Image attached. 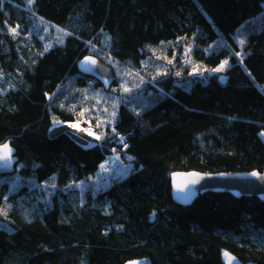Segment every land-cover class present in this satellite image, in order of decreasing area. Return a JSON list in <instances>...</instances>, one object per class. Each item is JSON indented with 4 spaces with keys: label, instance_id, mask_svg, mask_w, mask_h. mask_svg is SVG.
<instances>
[{
    "label": "trees",
    "instance_id": "trees-1",
    "mask_svg": "<svg viewBox=\"0 0 264 264\" xmlns=\"http://www.w3.org/2000/svg\"><path fill=\"white\" fill-rule=\"evenodd\" d=\"M25 4L0 0V145L9 143L18 158L15 172L0 176V264H127L144 258L151 264H226L223 252L240 264H264L263 199L206 192L179 205L171 194L178 172L264 173V28L250 36L242 60L233 56L222 80L214 74L190 89L184 79L148 81L138 89L144 98L131 97L137 105L154 97L152 105L140 111L122 104L117 133L101 144L84 147L65 132L49 135L54 122L75 120L65 100L74 86L92 80L105 89L78 69L102 36L112 57L133 67L146 60L149 47L179 38L209 47L222 36L239 50L232 34L263 9L264 0ZM7 8L17 9L16 20ZM15 25L43 45L8 33ZM52 32L57 39L49 37ZM227 55L222 49L203 60L216 66ZM86 96L77 91L73 100L85 104ZM113 147L134 170L107 189L87 191L85 200L77 190L59 191L51 204L26 184L10 190L17 175L41 184L55 177L59 187L86 179Z\"/></svg>",
    "mask_w": 264,
    "mask_h": 264
},
{
    "label": "rangeland",
    "instance_id": "rangeland-1",
    "mask_svg": "<svg viewBox=\"0 0 264 264\" xmlns=\"http://www.w3.org/2000/svg\"><path fill=\"white\" fill-rule=\"evenodd\" d=\"M32 1L26 0V7L30 6ZM6 14H10L9 19L10 17L13 19L18 17L17 9L14 11L12 8H7ZM17 27L15 25L12 28H6V30L12 35L19 33L23 39L35 46L43 45L37 39L36 34H32L31 37L30 33H22ZM262 28H264V5L260 12L251 17L250 20L242 23L236 29L237 31L232 34L239 50L229 44L222 36L215 43L210 44L209 47L197 46L195 38H179L173 42L166 41L154 47H149L146 60L135 67L129 61L122 63L112 57L109 52L108 39L102 36V40L99 42L101 46L94 45L91 48L92 55L88 56L96 57L94 54L97 53L98 57L96 58L113 70L115 80L112 87L109 90H99L93 87L95 83L92 80H88L85 85L74 86L72 92L67 94L65 100L70 103L68 104L70 107H73L68 111L77 113L75 120L54 122L49 130V135L55 136L65 132L84 147L101 144L113 131L116 132L114 126L118 122L117 118L120 116L119 109L122 104L138 106L137 108L143 111L142 109L145 106L154 101V97L152 99L145 98L137 105V103H133L135 100H132L131 97V94L135 93V99L144 98L139 94L138 89L143 88L148 81H156L158 78H169L179 83V80L184 79L182 85L190 89L191 85L196 81L200 79L209 80L208 78L214 74L220 76V80H222L225 78L223 73L233 66V56L238 60H242L245 55V51L242 48L249 42L250 36L253 33L260 32ZM48 30V25H44V32L47 33ZM43 37L44 35H39L40 39H43ZM49 37L57 39L58 35L52 32ZM51 41L52 39L49 38L46 44H50ZM222 49L226 50L228 55L219 65L209 66L204 62L203 59L209 56L211 52H218ZM76 75L81 74L76 73L73 76ZM3 89H5L4 85L0 84V90ZM77 91H80V93L84 92V95H87L85 104L82 102L76 103L78 100H73ZM137 113L140 114L139 112ZM132 170H134V165L130 163V160H123L117 147H113L107 162L103 163V166L96 174L89 175L86 179L67 184L65 187H59L55 177H51L54 179L50 178L44 184H41L32 177H20L17 175L14 179L15 181L11 183L10 190L16 191L22 184H26L31 189H38L43 195L44 202L50 204L51 198L59 191L73 192L77 190L81 193L80 198L85 200L83 195L87 191L96 193L99 189H107L119 182V180L129 176ZM31 198L34 200L35 195H32ZM259 239L253 237L252 241L261 242ZM222 256L226 264H240L234 256L227 252H223Z\"/></svg>",
    "mask_w": 264,
    "mask_h": 264
},
{
    "label": "water",
    "instance_id": "water-1",
    "mask_svg": "<svg viewBox=\"0 0 264 264\" xmlns=\"http://www.w3.org/2000/svg\"><path fill=\"white\" fill-rule=\"evenodd\" d=\"M78 69L96 79L109 90L114 83L113 70L94 56H86L79 62ZM9 144L0 146V176L11 175L18 163ZM17 162V163H16ZM171 194L176 204H191L200 194L227 193L235 197L255 196L264 200V173H201L183 171L172 176ZM127 264H151L150 260L135 259Z\"/></svg>",
    "mask_w": 264,
    "mask_h": 264
},
{
    "label": "bare ground",
    "instance_id": "bare-ground-1",
    "mask_svg": "<svg viewBox=\"0 0 264 264\" xmlns=\"http://www.w3.org/2000/svg\"><path fill=\"white\" fill-rule=\"evenodd\" d=\"M7 144H9V143H7ZM0 146H1V145H0ZM9 146H10V145H9ZM14 158H16V160H17V162H18V158H17L16 156H14ZM17 162H16V163H17ZM15 168H16V166H15Z\"/></svg>",
    "mask_w": 264,
    "mask_h": 264
}]
</instances>
